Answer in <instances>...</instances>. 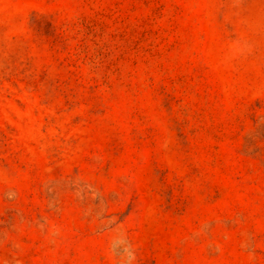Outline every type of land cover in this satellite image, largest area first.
Here are the masks:
<instances>
[{
	"label": "rangeland",
	"instance_id": "rangeland-1",
	"mask_svg": "<svg viewBox=\"0 0 264 264\" xmlns=\"http://www.w3.org/2000/svg\"><path fill=\"white\" fill-rule=\"evenodd\" d=\"M0 264H264V0H0Z\"/></svg>",
	"mask_w": 264,
	"mask_h": 264
}]
</instances>
